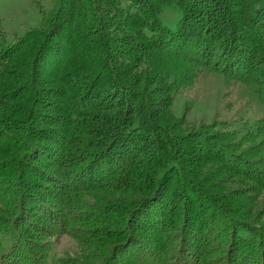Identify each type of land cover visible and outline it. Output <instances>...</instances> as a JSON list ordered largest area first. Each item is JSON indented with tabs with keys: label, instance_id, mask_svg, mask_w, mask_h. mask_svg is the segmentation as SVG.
<instances>
[{
	"label": "trees",
	"instance_id": "16d2710c",
	"mask_svg": "<svg viewBox=\"0 0 264 264\" xmlns=\"http://www.w3.org/2000/svg\"><path fill=\"white\" fill-rule=\"evenodd\" d=\"M54 7L0 28V264H264V207L227 190H264V117L208 133L171 109L211 73L264 106V0ZM60 234L87 248L56 258Z\"/></svg>",
	"mask_w": 264,
	"mask_h": 264
},
{
	"label": "rangeland",
	"instance_id": "374dc122",
	"mask_svg": "<svg viewBox=\"0 0 264 264\" xmlns=\"http://www.w3.org/2000/svg\"><path fill=\"white\" fill-rule=\"evenodd\" d=\"M54 9V0H0V28L4 37L8 43H13L31 29L40 30L42 17L49 15ZM180 16L178 8L167 7L163 9L160 19L165 25L174 28ZM227 88L229 96L226 98V88L221 76L213 73L201 76L191 87L177 93L171 107L172 112L177 118L185 117L186 126L195 125L200 132L216 133L226 130L228 124L230 128L244 129V132L264 117V106L256 96L254 85L235 83ZM187 127L183 128L188 130ZM250 146L249 143L245 144L242 149L249 148L248 151L257 153ZM230 181L232 183L227 185L228 191L235 190L237 194H242V199L248 196L258 202L257 207H264V190L251 193L250 181L240 176ZM51 242V253L56 258L68 255L74 257L85 247L64 234L54 237Z\"/></svg>",
	"mask_w": 264,
	"mask_h": 264
}]
</instances>
